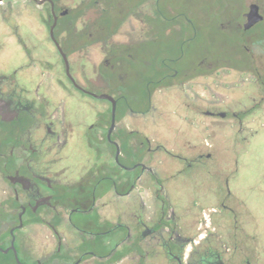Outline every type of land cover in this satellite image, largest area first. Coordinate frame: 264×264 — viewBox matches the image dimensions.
Masks as SVG:
<instances>
[{
  "label": "flooded vegetation",
  "instance_id": "flooded-vegetation-1",
  "mask_svg": "<svg viewBox=\"0 0 264 264\" xmlns=\"http://www.w3.org/2000/svg\"><path fill=\"white\" fill-rule=\"evenodd\" d=\"M220 6L228 55L190 60L210 17L189 2L0 0L1 257L264 264L238 182L264 129V0Z\"/></svg>",
  "mask_w": 264,
  "mask_h": 264
},
{
  "label": "rangeland",
  "instance_id": "rangeland-1",
  "mask_svg": "<svg viewBox=\"0 0 264 264\" xmlns=\"http://www.w3.org/2000/svg\"><path fill=\"white\" fill-rule=\"evenodd\" d=\"M180 3L189 2L194 12H197L199 20H203L209 13V21L202 32L198 33L195 44L193 43L189 52L190 60H196L201 54L210 55H228L230 46L227 43L228 36H222L219 33L216 19L219 18L222 10L220 3L225 0H179ZM220 6V7H219ZM215 7V8H213ZM213 10V12H212ZM202 12L204 15L199 14ZM225 9L222 13H225ZM165 42V39H163ZM166 43V42H165ZM171 51L175 49V45L170 41L167 42ZM240 159V169L238 173V182L243 185V189H239L240 197L245 199L254 210V219L256 225L247 227L250 235H258V241L264 243V129L263 132L255 137L251 142L242 146ZM248 185H252L253 189L246 190ZM0 264H13L8 258L0 256Z\"/></svg>",
  "mask_w": 264,
  "mask_h": 264
},
{
  "label": "water",
  "instance_id": "water-1",
  "mask_svg": "<svg viewBox=\"0 0 264 264\" xmlns=\"http://www.w3.org/2000/svg\"><path fill=\"white\" fill-rule=\"evenodd\" d=\"M258 16V7L253 5L250 7V12L248 14V18L250 22H253L254 20H256Z\"/></svg>",
  "mask_w": 264,
  "mask_h": 264
}]
</instances>
